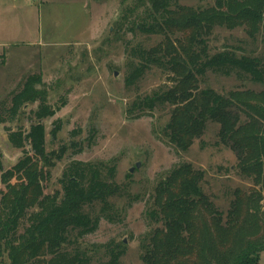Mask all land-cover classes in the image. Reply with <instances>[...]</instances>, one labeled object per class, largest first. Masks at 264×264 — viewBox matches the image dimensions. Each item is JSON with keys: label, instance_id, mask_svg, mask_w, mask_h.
I'll use <instances>...</instances> for the list:
<instances>
[{"label": "trees", "instance_id": "16d2710c", "mask_svg": "<svg viewBox=\"0 0 264 264\" xmlns=\"http://www.w3.org/2000/svg\"><path fill=\"white\" fill-rule=\"evenodd\" d=\"M138 1L123 10L122 24H130L128 32L166 39L153 48L140 43L128 48L126 89L136 86L153 68L169 74L173 85L138 96L131 109L143 115L170 108L165 136L180 152H187L204 135L208 123L218 124L220 141L231 145L239 158L240 173L263 188L264 92L258 103H252L242 101L237 94L198 91L197 85L212 72L225 77L235 75L264 87L261 57L229 49L212 55L208 45L216 26H245L252 40L264 35V0H216L214 6L193 10L184 23L177 19V0ZM142 7L145 11L139 21H132L135 11ZM193 28L198 31L193 38L168 39ZM20 83L10 95V102L0 103V125L18 122L29 105L38 103V107L30 112L28 129L5 128L10 145L23 155L7 170L0 159L5 186L0 194V251L8 254L10 264H123L122 245L117 250L105 246L106 257L96 261L80 244L99 229L103 215L111 210L109 191L114 186L116 167L73 160L59 180L61 194L45 196L47 167L65 154L49 158L42 122L56 116L67 102L50 104L51 89L41 74L28 75ZM243 114L247 119H242ZM60 131L61 121L57 120L53 138ZM71 135L80 133L73 131ZM72 146H80L82 151V145ZM205 175L182 163L159 183L148 218L162 228L142 243L144 264H257L255 256L264 249L261 192L254 190L248 197L237 190L224 216L203 190Z\"/></svg>", "mask_w": 264, "mask_h": 264}, {"label": "rangeland", "instance_id": "374dc122", "mask_svg": "<svg viewBox=\"0 0 264 264\" xmlns=\"http://www.w3.org/2000/svg\"><path fill=\"white\" fill-rule=\"evenodd\" d=\"M137 2L49 0L42 5L38 0H19L13 7L2 5L0 0V103L10 102V95L18 90L21 80L36 73L42 75L51 89L52 106L67 102L56 116L42 122L47 131L49 158L65 154L61 160H52V167H47L49 177L43 181V192L45 196L61 194L59 180L73 160L115 166L116 179L109 191L111 210L103 215L99 229L80 244L96 261L106 257L105 246L111 245L114 250L122 245L125 248L123 264H144L142 243L149 240L153 231L162 228L160 223L148 218L155 190L182 163L206 174L203 190L224 216L230 211L237 190L248 197L257 190L263 197L261 217L264 218V187L240 173L235 151L220 141L221 126L208 123L204 135L187 152H180L165 136L170 108L143 115L131 109L138 96L173 85L169 74L153 68L136 86L126 89L128 48L139 43L153 48L166 39L128 32L130 24H122V12ZM215 4L216 0H177L180 11L177 19L187 22L193 10ZM144 11L143 7L135 11L132 21H139ZM13 16L19 22L12 20ZM197 32L193 28L168 39L193 38ZM208 45L212 55L229 49L259 56L264 61L263 33L252 40L245 26L235 29L216 26ZM197 87L198 91L213 89L224 96L237 94L242 101L252 103H258L264 92L262 85L250 80L212 72ZM37 107L38 103L29 105L18 122L0 125V159L5 170L16 165L23 155L10 145L6 126L28 129L30 112ZM241 116L247 119L246 115ZM57 120L61 121L62 131L53 138ZM73 131H79L80 135L72 136ZM73 143L82 145V151L79 152L80 146L74 148ZM2 191L5 186L0 173V194ZM255 260L257 264H264V249ZM0 264H10L3 249Z\"/></svg>", "mask_w": 264, "mask_h": 264}, {"label": "crops", "instance_id": "0c3cea01", "mask_svg": "<svg viewBox=\"0 0 264 264\" xmlns=\"http://www.w3.org/2000/svg\"><path fill=\"white\" fill-rule=\"evenodd\" d=\"M18 1L19 0H2V5L4 4V5H7V6H13L14 7V5H18ZM25 1H29L30 2V1H33V0H25ZM38 1H40L42 5H45L46 3H48L49 0H38ZM11 19L15 20L16 23L19 22L18 20H16L15 16H13Z\"/></svg>", "mask_w": 264, "mask_h": 264}, {"label": "water", "instance_id": "95a60500", "mask_svg": "<svg viewBox=\"0 0 264 264\" xmlns=\"http://www.w3.org/2000/svg\"><path fill=\"white\" fill-rule=\"evenodd\" d=\"M137 167H140V164L137 165ZM134 169H132L130 172L133 173Z\"/></svg>", "mask_w": 264, "mask_h": 264}, {"label": "built area", "instance_id": "2783aa9c", "mask_svg": "<svg viewBox=\"0 0 264 264\" xmlns=\"http://www.w3.org/2000/svg\"><path fill=\"white\" fill-rule=\"evenodd\" d=\"M34 1V0H33Z\"/></svg>", "mask_w": 264, "mask_h": 264}]
</instances>
